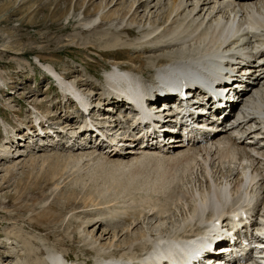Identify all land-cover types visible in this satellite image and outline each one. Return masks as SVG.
<instances>
[{
  "label": "bare ground",
  "instance_id": "6f19581e",
  "mask_svg": "<svg viewBox=\"0 0 264 264\" xmlns=\"http://www.w3.org/2000/svg\"><path fill=\"white\" fill-rule=\"evenodd\" d=\"M118 1L120 0H101L100 4L95 6V12L90 19H76V26L81 30L82 28L87 29L88 37L93 38H84V40H87L89 45L99 47L98 51L103 52L100 56H109L114 59L110 70H106V68L103 70L100 88L93 86L87 79L80 78L70 81L50 64L43 63L41 60L37 62L39 68L56 81V88L59 89L64 100L63 108H66L67 104L70 106L74 104L77 122L74 120L76 116L73 117L75 114L67 112L68 114L64 115L68 121L62 122V125L55 130L56 127L54 128L51 123L58 119L57 114L42 121L40 111L33 107V117L31 114L30 122L32 123L33 119L35 120L37 117L42 126H45L41 127V130H46H44L45 134L43 137L34 134L32 126L24 123L23 130L26 132V136H24L10 126L11 129L7 131L5 129L7 125L3 124L6 135L13 134L14 139L12 138L13 141H10V148L5 144L0 145V161H11L12 169L22 165L24 160L21 157L37 158L35 154L38 153V149L42 148L44 149L43 156H45L42 158L43 162L61 157L69 162L65 164L66 168L71 163L75 167L85 161V167H87L97 162L95 167L93 166L95 163L91 167L93 170L97 168L102 170L101 172L97 170L102 184H96L94 190L91 189L86 193L84 191L89 203L93 204L90 206L95 208L97 207L96 201L101 202L102 206L106 203L110 206L111 202L109 204L105 196L112 193L116 186H121V182L117 180L115 174L126 172V169L132 172L138 166L142 167L147 164L148 168L150 165L160 170L162 167L166 166L167 168V165L176 163L181 170L192 168L198 171L196 172L197 179L193 180L194 186L190 188L193 193L190 202L192 201L194 205L188 208V203L186 214L181 215L180 219L170 220L164 224L163 221L167 219L163 210L164 214L160 211L154 217L145 215L144 217H148V223L135 224L140 218L132 216L133 219H130L127 218L128 216L124 217L125 214L118 208L113 210V207H107L95 214L88 212L84 214L85 217L80 222L79 231L71 232L74 234L72 238L69 237L71 234H66L67 239L62 238L72 243L78 240L77 243L82 245L79 252L83 257H75L82 264H177L183 257L191 255L201 247L198 241L206 240L205 235H217L218 230L213 222H226L231 211L236 207L239 211L241 206L248 215H256L259 208L256 223L264 224V133L260 131V125L264 124V50H251L255 43L262 44L264 34L244 33L242 39L245 42L241 46H236L238 39H235L231 42V47L222 48L224 46L222 24L225 22L232 24L236 21L238 25H241L245 21L252 28L264 32V0H234L231 5L219 8L216 5H220V3L215 0H156V2L155 0H129L127 9L123 8L114 12L108 8L110 5L114 7ZM139 8H143L142 17L137 13ZM213 12L215 13L212 15ZM104 25L107 27L104 28ZM217 50L221 54L231 50L244 56L246 59H234L236 60L235 64L229 65L232 68L228 72L236 70L246 73V83L253 84L249 90L241 94L245 102L244 111L238 123L229 121V124H224L226 127L236 126L226 130L218 127L213 130V133L205 132L204 138L207 139V143L191 149H184L179 143L167 144L165 153L154 150V148L139 147L144 141L142 139L146 137L143 136L141 129L133 126L132 123L128 124L125 120L121 123L119 118L113 117L117 110H120L117 117L120 115L121 119L130 118L134 111L132 108H128L124 99L118 100L112 95H120L121 92L129 89H136L139 92L152 90L155 92L159 89L163 90L165 85L167 87L172 84L186 86L190 82L196 84L199 81V76L212 72L213 64H209L206 57L216 54ZM244 50L248 52L243 53ZM128 53L131 55L128 56ZM122 56H125L123 58L126 59V62L118 60ZM241 62H244L242 64H245L246 67L239 68L238 65ZM68 76L70 75L68 74ZM47 80H49L48 77ZM74 88H78L80 96L74 94ZM229 91L235 92L234 90ZM77 102L84 112L76 108ZM137 103H141V99L137 100ZM8 106L10 108V105ZM57 106L54 104V107ZM122 109L123 111H121ZM166 112L161 111V113ZM86 120L88 122H85ZM91 122L92 125H97L99 132L105 136L106 142L96 141L95 136H93L94 140L90 138L91 131L87 124L91 126ZM213 123L208 124V129H212ZM53 130L54 133H51ZM47 133H50L51 137H47ZM113 135L118 136L117 141H114ZM84 139L88 141L86 142ZM25 140H27L26 143H29L27 149L23 147L24 151L21 153L19 147H22L21 144H26ZM34 140L36 141L34 142ZM91 140L92 146H90ZM112 141L115 143L113 144ZM59 145L71 153H67L68 155L63 157L60 156V153H55L54 151ZM176 148L178 149L176 150ZM11 149L13 150L11 151ZM50 155L55 156L51 157ZM177 165L176 167H178ZM162 170L160 171L162 172ZM162 176L165 175L162 174ZM163 178L162 181L160 179L162 183L168 179L167 176L165 177L167 179L163 180ZM126 182L128 181L126 180ZM124 184L127 187V183ZM83 204L85 203L83 202ZM83 207L87 208L89 205ZM234 214L235 216L239 215L237 211ZM122 216L124 218L121 221ZM153 218H156V221L152 224ZM119 220L120 222L117 223ZM247 220L249 219L247 218ZM51 221L48 219V222ZM155 223H157V228L151 230V226ZM67 225L68 227L72 226L71 223H67ZM93 225L98 226L89 231ZM138 225L140 228L134 231ZM101 227L103 230L96 237L97 230ZM67 230L68 228L66 232ZM195 232H200L197 239H190V237L188 238L190 240L182 239L187 234ZM151 234H155L156 237ZM14 236L15 242L21 244V247L19 246L21 249L16 252L17 248L14 245V247H10L12 253L17 255L23 249L27 251V255L35 253L27 238L24 237L25 235H21V239L20 237L18 239L17 232H14ZM45 239L47 240V238ZM181 240L183 241L180 242ZM32 244L35 243L32 242ZM64 245L62 240L57 239L52 243V247L45 246L44 252L41 251L38 254L42 257L34 259L31 264H37L45 257V264H67L70 255ZM60 257L66 261L59 260ZM263 260L262 253L254 250L249 260L239 264H252ZM185 261L188 260L185 259Z\"/></svg>",
  "mask_w": 264,
  "mask_h": 264
},
{
  "label": "rangeland",
  "instance_id": "374dc122",
  "mask_svg": "<svg viewBox=\"0 0 264 264\" xmlns=\"http://www.w3.org/2000/svg\"><path fill=\"white\" fill-rule=\"evenodd\" d=\"M120 1L121 3H119ZM120 1L114 7L110 5L108 8L114 12L123 8L127 9L129 0ZM100 2L101 0H0V80L2 79L0 83V145L5 144L10 148L14 139L13 134H8L9 137L3 136V124H5L3 122L7 123L5 128L7 131L11 129L10 126L13 130L18 131L17 133L23 135L25 133L24 123L32 126L30 118L34 110L33 107L40 111L45 120H48L49 116L57 114L58 119L51 123L54 128L56 127L55 130L62 125V122L68 121L64 114L73 112L75 114L73 117L76 116L74 104L71 106L67 104L66 108H63L64 100L59 89L52 81L47 80V76L39 69L38 60L50 64L70 81L80 78L87 79L93 86L100 88L103 70L105 68L110 70L114 59L109 56H100L103 53L98 51L100 48L89 45L88 41L84 40V38L93 39L88 37L89 31L83 28L81 30L76 26V19H90L95 12V6ZM142 12L143 8L137 10L140 17L143 16ZM104 26V28L107 27V25ZM129 55L131 54L128 53ZM123 57L125 56L118 60L126 62ZM21 96L22 98H20ZM54 104L58 106L54 107ZM74 120L77 122V116ZM51 133H54V130ZM48 136L51 137L50 133H47ZM84 141L88 140L84 139ZM77 142L79 143V141ZM28 143L20 145L22 146L19 147L21 153L24 148L27 149ZM63 149L59 145L57 150L54 149V152L60 153L62 157L71 153V151ZM37 151L38 153L35 154L37 158L21 157L24 160L22 165L12 169L11 161H0V264H8L11 261V264H31L34 259L42 257L38 254L41 251L44 252L45 246L52 247V243L57 239L65 243L64 248L68 250V255L71 257L67 259L69 261L67 264H78V262L82 264L78 258H75L76 256L83 257L79 252L82 245L77 243L78 240L73 243L67 241L66 234L79 231L80 222L87 212L95 214L107 207H113V210L118 208L125 214L124 217L140 218L135 224H146L149 216L154 217L157 215L156 213L164 210V216L167 219L163 221L165 224L170 220L180 219L181 215L184 216L188 203V208L194 205L192 201L190 202L193 195L190 188L194 186L193 180L197 179L196 172L198 171L192 168L181 170L175 163V165L172 164L175 167L167 165L166 168L164 165L166 169L160 168L162 172L155 166L154 168L148 165V168L146 164L142 166L143 168L138 166L139 169H133L136 173L128 171V169H126L127 173H116L115 176L121 182V186H116L112 193L105 196L108 199L107 202L109 204L111 202L110 206L107 203L102 206L101 202L96 201L97 207H91L93 204L89 203L84 191L86 193L91 189L94 190L96 184H102L99 174L102 170H98L99 168L93 170L91 167L94 163L95 167L97 162L87 167H85V161L75 167L71 163L66 168L65 164L69 162L65 159L60 157L43 162L44 149L41 148ZM20 152L19 154H21ZM50 156L48 157L50 158ZM137 175L140 176L136 177ZM166 176L168 179L165 178ZM147 177L148 179H146ZM162 178L167 181L162 183ZM149 181L150 183H148ZM124 183H127V187ZM121 189L122 191H120ZM85 205H89V207H83ZM127 210L128 212H126ZM145 215L148 217H144ZM124 217L120 218L121 221ZM48 219L52 221L48 222ZM155 221L156 218H153L151 223L153 224ZM119 222L120 220L117 221V223ZM67 223H71L72 226L68 227ZM140 225L134 231L140 228ZM97 226L93 225L89 231ZM154 228H157V223L151 226V230ZM102 230L103 227L99 228L95 236H99ZM14 232H17L18 239L25 235L24 237L27 238L34 252L38 251L39 253L27 255V251L24 249L17 255L12 253L10 247H14V245L17 248L16 252L21 249V244L15 242ZM73 235L71 234L69 237L72 238ZM151 236L154 237L155 234H151ZM63 237L66 239H62ZM42 240L43 242H41ZM12 244L13 246H11ZM85 258L88 259V257ZM45 259L46 257L37 264H45Z\"/></svg>",
  "mask_w": 264,
  "mask_h": 264
}]
</instances>
